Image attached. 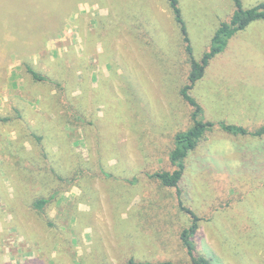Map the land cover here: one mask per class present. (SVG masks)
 <instances>
[{"label":"rangeland","instance_id":"374dc122","mask_svg":"<svg viewBox=\"0 0 264 264\" xmlns=\"http://www.w3.org/2000/svg\"><path fill=\"white\" fill-rule=\"evenodd\" d=\"M79 1L0 0V264H190L181 233L191 215L179 200L199 217L197 255L264 264V135L220 125H264V19L234 34L191 88L199 118L215 126L184 159L176 188L152 176L174 169V136L193 123L181 94L191 61L169 1L160 11L151 0L122 3L116 29ZM179 6L200 60L236 6ZM50 125L61 134L48 138ZM54 162L69 172L58 168L50 184ZM80 170L82 186L71 178ZM55 190L43 211L32 208Z\"/></svg>","mask_w":264,"mask_h":264},{"label":"trees","instance_id":"16d2710c","mask_svg":"<svg viewBox=\"0 0 264 264\" xmlns=\"http://www.w3.org/2000/svg\"><path fill=\"white\" fill-rule=\"evenodd\" d=\"M236 6V10L228 22H222L221 25L218 27L217 31L215 32L210 49L204 53L200 60H197L193 55V49L190 43V37L187 32V27L182 15L181 8L179 6V0H169V4L172 8L174 13V17L176 22L180 26L181 33L183 35L184 41L186 42V50L190 56V72L188 75L189 82L182 87L181 94L183 98L193 107L192 111V119L193 123L189 126L186 130L179 131L174 136V145L169 153V158L174 166L172 170H162L157 171L152 174L153 177H156L160 180L163 186L167 187H179V184L182 180L184 170H185V163L184 159L187 157L191 150H194L200 140L206 135V133L211 130L215 123L212 121H204L200 119L201 113V106L197 102V100L190 94L191 88L196 84L198 80H200L205 73L206 67L209 64L210 60L214 58L217 54L224 50L225 46L228 43V40L236 34L240 30H244L248 25L258 19H264V1L260 2L257 6L244 9L242 7V0H233ZM27 70L32 74V76L36 80H47V77L37 72L31 66H27ZM1 76V73H0ZM46 98V97H44ZM44 105L43 102L41 104ZM222 128L226 131H232L234 133L239 134H253L257 136L264 135V125L259 127L256 130H248L243 126H236L231 124H226L221 122L220 124ZM49 126V125H48ZM46 126V127H48ZM52 126V125H50ZM46 130L51 131L50 134L48 133V138H52L53 134L56 136L61 134L57 131H54L53 126L48 127ZM62 135H60L61 137ZM39 140L42 139V136H37ZM62 139V138H61ZM50 140V139H49ZM55 143V142H53ZM48 143V144H53ZM46 147V146H45ZM44 156L46 155L50 158L54 156L49 152V149L46 148L43 152ZM3 151L0 152V156L4 155ZM18 164L20 166V162L24 160L25 157L19 154ZM43 160V158H39L38 161ZM36 161V160H35ZM32 163L33 167L36 166V163ZM27 164V163H26ZM70 166V165H69ZM69 166H62L59 162H54L53 165L50 166V169L47 171V176L50 178L49 183L53 184L56 180V173L59 172L58 168H63L64 170ZM66 167V168H64ZM68 172L69 170L66 169ZM81 173V174H80ZM109 175V173H107ZM71 178L77 180L76 183L79 185H83L84 177H82V171H76L75 173H71ZM70 178V179H71ZM62 179V177H61ZM84 189V188H83ZM58 194V191H52L49 195L45 193L39 194L32 203L31 206L34 210L41 212L44 210L46 205ZM179 206L182 210L187 211L191 215V223L188 227H185L182 230L181 238L183 244L187 248L188 253L190 254L191 263L190 264H213L211 259L206 257L205 255H197L196 254V247L194 244L193 235L195 234L198 228V215L192 211L191 209L185 207L181 200H179ZM76 216V213L74 214ZM126 264H186L181 262H174L171 260H163V261H137L133 258L129 259Z\"/></svg>","mask_w":264,"mask_h":264},{"label":"crops","instance_id":"0c3cea01","mask_svg":"<svg viewBox=\"0 0 264 264\" xmlns=\"http://www.w3.org/2000/svg\"><path fill=\"white\" fill-rule=\"evenodd\" d=\"M126 1H128V0H80L78 3L84 4V5L87 4V5H95L96 6L97 15L99 16L98 19L102 18L99 20L100 21L99 23L101 24L103 29H104V26H103L104 23L109 21L107 19V17L112 16V19L114 21V22H112L113 28L116 29L119 27L118 24H120L122 21L121 20V13H120L121 12V9H120L121 6L120 5H123L122 3H125ZM151 1H152V3H154L156 5V9L160 11L161 9H160L159 5L164 4V1H162V0H151ZM100 5H104V6L107 5V6L101 8ZM100 80H101V77H100V74L98 73L96 83H99Z\"/></svg>","mask_w":264,"mask_h":264}]
</instances>
